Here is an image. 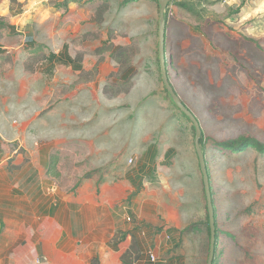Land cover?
Returning <instances> with one entry per match:
<instances>
[{
	"label": "rangeland",
	"instance_id": "374dc122",
	"mask_svg": "<svg viewBox=\"0 0 264 264\" xmlns=\"http://www.w3.org/2000/svg\"><path fill=\"white\" fill-rule=\"evenodd\" d=\"M181 1L189 11L165 10L171 22L164 54L169 83L201 129L217 231L213 261L264 264V154L216 145L253 138L264 146V0ZM63 2L0 0V143L22 145L21 164L0 156L1 168L27 169L28 151L38 148L56 195L75 194L87 174L99 180V203L137 192L101 211L102 233L82 243L89 264L119 251L121 264H149L150 255L152 264H206L195 131L162 80L159 22L148 39L111 20L110 44L132 50L135 75L126 84L113 76L118 67L106 48L96 54L83 47ZM31 34L37 49L25 43ZM62 41L76 60L87 56L73 61L81 72L41 63ZM84 214L90 221L93 211Z\"/></svg>",
	"mask_w": 264,
	"mask_h": 264
},
{
	"label": "crops",
	"instance_id": "0c3cea01",
	"mask_svg": "<svg viewBox=\"0 0 264 264\" xmlns=\"http://www.w3.org/2000/svg\"><path fill=\"white\" fill-rule=\"evenodd\" d=\"M166 8L190 9L189 4L181 0H168ZM66 13L77 25L76 34L84 40L83 47L85 43L91 45L93 53L110 44L114 18L119 19L116 26L121 25L122 19L123 27L133 26L129 33L135 34L140 29L148 39L155 36L159 22L157 0H81L69 3ZM168 15L165 11L166 28L171 22ZM36 40L38 38L31 34L26 36L25 43L29 49H37ZM62 42L60 48L51 53L56 59L47 57L41 63H50L47 64L50 69L52 61H58V65L74 70L77 65L73 61H86V55L76 60L69 52L68 42ZM89 57L93 58L92 54ZM1 139L4 142L0 143V156L6 157L8 162L14 159L15 165H20L22 145H17L16 140ZM28 154L31 160L27 169H2L4 161L0 163V264H89L84 257V239L102 233L105 221L102 210L117 209V204L130 195L110 196L99 203L95 201L94 179L83 181L75 194L56 195L57 189L48 186L50 171L41 164L39 149H31ZM88 209L93 211L90 221L84 214ZM121 254L122 251L110 252L101 258V264H121Z\"/></svg>",
	"mask_w": 264,
	"mask_h": 264
},
{
	"label": "water",
	"instance_id": "95a60500",
	"mask_svg": "<svg viewBox=\"0 0 264 264\" xmlns=\"http://www.w3.org/2000/svg\"><path fill=\"white\" fill-rule=\"evenodd\" d=\"M157 2L159 5V60H160L161 76H162L164 86L172 99V102L179 108V110L182 113H184L187 116V118L190 120V122L192 123L194 127L195 149H196V154L198 157L200 172L202 175L203 190H204V196L206 199V209H207V214H208V225H209V252H208L206 264H213L214 248H215V240H216L215 214H214V207H213V201H212V196H211L209 175L207 173L205 158H204L202 149L199 145V139L201 137V129H200L197 119L181 103L178 96L174 92L171 84L169 83L167 72H166L165 56H164L165 30H166L165 10L168 4V0H157Z\"/></svg>",
	"mask_w": 264,
	"mask_h": 264
},
{
	"label": "trees",
	"instance_id": "16d2710c",
	"mask_svg": "<svg viewBox=\"0 0 264 264\" xmlns=\"http://www.w3.org/2000/svg\"><path fill=\"white\" fill-rule=\"evenodd\" d=\"M128 1H132V0H128ZM74 2L75 3L76 2L79 3V2H81V0H65V2H63L62 4L59 5V7H61V9L66 10L68 4L69 3H74ZM236 12H238V11H236ZM166 25H167V23H166ZM102 48H106V50L110 52V54H109L110 58L116 63V65L118 67L116 74H114L113 76H115L116 79H117V76H118V78L120 80H122L126 84L128 82H130L133 79L134 75H135V68L133 67V65H131V64L128 63L129 57L131 56V53H132L131 48L130 47H123V46H115L114 47L111 44H109V45H103ZM102 48H100L99 50H96V53L97 54L100 53V50ZM164 56H165V54H164ZM48 58L51 59V60H54V59H56V56L53 55V54H50L48 56ZM63 64L65 66H67L66 63H63ZM165 64H166V60H165ZM76 70L77 71L79 70V72L82 71L78 67L75 68V71ZM166 72H167V70H166ZM182 115H183L184 118H186L188 120L187 116L184 113H182ZM188 121L190 122V120H188ZM193 130H194V127H193ZM199 145H200V147L202 149V152H203V155H204V148H203V139H202V136L199 139ZM216 145L219 146V147H221V148H223V149L225 148L227 150H230L232 152H238V151L243 150L244 148L251 147V148H254V149L258 150L259 153L264 154V146L260 142H258L256 139H253V138H240V139H237V140H234V141H227V142H224V143H217ZM153 152H155L154 149H153ZM171 153H172V150L166 151V153L164 155V158L167 159L170 156ZM153 155L154 156H152V158L154 159L156 153H153ZM50 166L52 168L53 166H55V163H51ZM84 178H85V180L86 179L87 180L88 179L90 180V179H93L94 176L92 174H87L86 176H84ZM95 180H96V184H99V180L98 179H95ZM209 182H210V180H209ZM80 184L81 183L78 182L75 185V186L78 185L76 188H78ZM203 192H204V190H203ZM135 196H137V192L132 193L127 198V201L132 200V198L135 197ZM211 196H212V194H211ZM207 220H208V214H207ZM215 230H216V225H215ZM208 236H209V225H208ZM216 243H217V231H216V240H215L214 253H215V249H216ZM96 260H97V258H96ZM94 262H96V261L93 260V263ZM148 262H149V264L150 263L152 264V262L150 261V259H148ZM213 264H214V261H213Z\"/></svg>",
	"mask_w": 264,
	"mask_h": 264
},
{
	"label": "built area",
	"instance_id": "2783aa9c",
	"mask_svg": "<svg viewBox=\"0 0 264 264\" xmlns=\"http://www.w3.org/2000/svg\"><path fill=\"white\" fill-rule=\"evenodd\" d=\"M149 259L151 262H153V257L151 255H150Z\"/></svg>",
	"mask_w": 264,
	"mask_h": 264
}]
</instances>
